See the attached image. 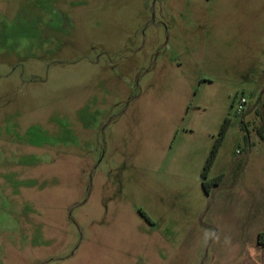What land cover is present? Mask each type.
<instances>
[{"label": "rangeland", "instance_id": "obj_1", "mask_svg": "<svg viewBox=\"0 0 264 264\" xmlns=\"http://www.w3.org/2000/svg\"><path fill=\"white\" fill-rule=\"evenodd\" d=\"M262 127L264 0H0V264L238 263Z\"/></svg>", "mask_w": 264, "mask_h": 264}, {"label": "crops", "instance_id": "obj_2", "mask_svg": "<svg viewBox=\"0 0 264 264\" xmlns=\"http://www.w3.org/2000/svg\"><path fill=\"white\" fill-rule=\"evenodd\" d=\"M253 192V193H252ZM252 203L256 204L251 207L250 211V217H253V222L255 223L254 227H250L251 219L247 221V218L245 219V222H241V229L242 234L245 233V231H249L250 234L253 235L252 242L250 244H241L243 247L241 248L243 251L242 259L238 263L234 264H264V243L260 242V234H264V212L260 216V224H258V215H256L258 212V195L256 191H252ZM264 208V205H263ZM264 211V210H263ZM249 224V225H248ZM252 225V224H251ZM245 228V230H244ZM244 235V234H243ZM243 241V240H242ZM240 249V250H241Z\"/></svg>", "mask_w": 264, "mask_h": 264}, {"label": "trees", "instance_id": "obj_3", "mask_svg": "<svg viewBox=\"0 0 264 264\" xmlns=\"http://www.w3.org/2000/svg\"><path fill=\"white\" fill-rule=\"evenodd\" d=\"M228 125H229V120H227L225 122V124L222 128L220 137L215 142L213 149H212V151H211V153L207 159V162L205 164V168H204V172H203V179H204L203 185H204V188L208 194L211 192L212 187L219 184V182L222 180V177H223L222 175H220V176H217L216 178H213L212 180H209V178H208L209 173L211 171V168L213 166V163L217 157L219 148L222 144L225 133L227 131ZM258 134L260 135L261 139L264 140V127L258 129ZM259 238H260V242L264 243V234H260Z\"/></svg>", "mask_w": 264, "mask_h": 264}, {"label": "built area", "instance_id": "obj_4", "mask_svg": "<svg viewBox=\"0 0 264 264\" xmlns=\"http://www.w3.org/2000/svg\"><path fill=\"white\" fill-rule=\"evenodd\" d=\"M248 98L245 95H240L237 98L238 113L243 114L245 112L246 106L248 105Z\"/></svg>", "mask_w": 264, "mask_h": 264}]
</instances>
